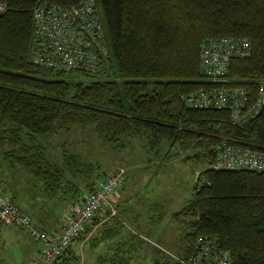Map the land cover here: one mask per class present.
<instances>
[{"label": "trees", "instance_id": "obj_1", "mask_svg": "<svg viewBox=\"0 0 264 264\" xmlns=\"http://www.w3.org/2000/svg\"><path fill=\"white\" fill-rule=\"evenodd\" d=\"M2 1L9 10L0 16V149L9 164L32 174L50 198L71 204L93 194L105 178L102 166L81 151L55 150L73 126L92 127L113 151L134 138L153 148L181 145L190 153L186 161L206 168L193 200L174 214L190 219L177 258L187 259L199 237L212 236L232 264H264V172L215 169L226 141L264 150V106L239 127L228 111L192 109L185 100L212 84L200 73L202 44L228 37L251 43L250 57L231 62L229 79L254 102L264 81V0H95L110 52L96 75L49 70L30 59L38 5L70 7L84 0ZM112 70L122 82L62 79ZM70 249L61 264L76 257Z\"/></svg>", "mask_w": 264, "mask_h": 264}, {"label": "built area", "instance_id": "obj_2", "mask_svg": "<svg viewBox=\"0 0 264 264\" xmlns=\"http://www.w3.org/2000/svg\"><path fill=\"white\" fill-rule=\"evenodd\" d=\"M9 10L0 0V16ZM252 54L246 39L217 38L206 40L200 49L199 68L203 78L212 84L186 97L187 105L196 110L228 111L232 122L242 127L253 121L264 106V81L259 82L256 99L250 102L247 90L231 85V62ZM110 56L106 33L95 0L63 7L41 2L34 11V27L30 50L31 61L42 68L96 75L103 71ZM224 142L217 151L215 169L264 172V150ZM127 172L119 169L105 176L91 195L72 204L66 214L67 223L58 234L37 229L31 217L11 202L0 190V223L25 229L41 244L33 264H61L72 244L90 231L98 218H112L117 208L112 200L126 181ZM184 264H232L229 252L220 248L218 238L199 237L196 252ZM68 264H83L82 253Z\"/></svg>", "mask_w": 264, "mask_h": 264}, {"label": "rangeland", "instance_id": "obj_3", "mask_svg": "<svg viewBox=\"0 0 264 264\" xmlns=\"http://www.w3.org/2000/svg\"><path fill=\"white\" fill-rule=\"evenodd\" d=\"M62 79L84 85L94 81L122 82L114 70L98 76L66 75ZM96 136L92 127L75 125L55 141L57 151L64 145L98 162L102 175L120 168L127 171L123 187L112 198L118 206L117 215L99 218L92 233L87 234V248H79L83 264H184L177 257L190 219H179L174 214L193 200L199 174L206 166L186 161L190 153L181 145L163 142L153 148L146 140L134 138L124 141L127 147L113 151ZM0 168L8 172L17 169L11 168L1 149ZM59 204L58 208L66 206ZM172 257L175 260L171 261Z\"/></svg>", "mask_w": 264, "mask_h": 264}, {"label": "crops", "instance_id": "obj_4", "mask_svg": "<svg viewBox=\"0 0 264 264\" xmlns=\"http://www.w3.org/2000/svg\"><path fill=\"white\" fill-rule=\"evenodd\" d=\"M10 166L17 168L16 171L8 172L0 168L2 193L5 196L9 195L7 198L32 218L37 229L45 230L50 234L60 233L68 221L66 212L70 209V205L66 204L65 207L58 208L59 202L50 198L45 193L42 184L37 183L32 175H27L28 171L11 164ZM52 200H55L57 204ZM1 225L0 264H33L40 254L41 244L32 239L29 233L21 227ZM94 228L92 227L88 232L89 235ZM87 238L86 232L72 244L70 251L78 254L80 246L87 248Z\"/></svg>", "mask_w": 264, "mask_h": 264}]
</instances>
